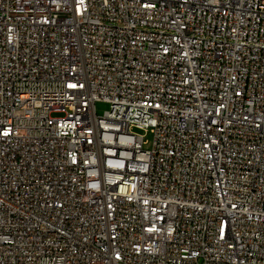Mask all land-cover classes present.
<instances>
[{
    "label": "built area",
    "instance_id": "built-area-1",
    "mask_svg": "<svg viewBox=\"0 0 264 264\" xmlns=\"http://www.w3.org/2000/svg\"><path fill=\"white\" fill-rule=\"evenodd\" d=\"M0 264H264V0H0Z\"/></svg>",
    "mask_w": 264,
    "mask_h": 264
},
{
    "label": "rangeland",
    "instance_id": "rangeland-1",
    "mask_svg": "<svg viewBox=\"0 0 264 264\" xmlns=\"http://www.w3.org/2000/svg\"><path fill=\"white\" fill-rule=\"evenodd\" d=\"M94 108H95L97 115H102L109 108V106L104 101H98L95 103ZM144 136H145V139L147 140H150L151 138L149 133H146Z\"/></svg>",
    "mask_w": 264,
    "mask_h": 264
}]
</instances>
